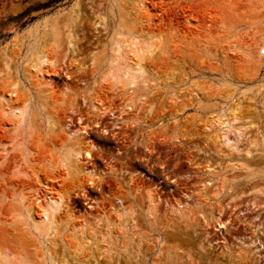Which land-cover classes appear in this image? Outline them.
I'll return each instance as SVG.
<instances>
[{"label":"rangeland","instance_id":"374dc122","mask_svg":"<svg viewBox=\"0 0 264 264\" xmlns=\"http://www.w3.org/2000/svg\"><path fill=\"white\" fill-rule=\"evenodd\" d=\"M76 1L0 0V79L11 83L19 80L26 87L29 91L27 93L31 94L28 97L31 98L32 109H36L35 120L37 125H40V129L46 116L54 121H60L63 125L69 124L68 116L74 117L75 121V114L68 111L69 103L73 99L77 104L75 110H80L84 114L90 111L88 98L98 97L104 109L113 111L115 115L119 114L124 105L125 97H114L111 92L100 88L99 84L109 70L108 58L111 56L114 39H120V35L128 34V31L137 33L142 29L141 27L146 26V23L144 20H138L134 13L128 15L129 5L123 6L121 10L119 9L121 6L114 0H78L79 16L74 26V34L78 41L77 54L74 56L68 54V60H65L67 68L61 64V68L64 69L54 77L61 87L64 82L68 83L69 90L64 97L61 93L49 95L42 92L39 95L28 79L27 65L32 52L38 47L49 57L56 58L59 62L63 60L67 50L65 27L67 18H61L52 27H41L33 33L34 35H29L24 30L60 8H70ZM235 1H238L239 6H236L238 11L231 13H224L216 5L207 8V11L205 8H200L198 12H191L186 8L183 13L181 12L180 5L200 6L212 0L158 1V6L164 8L159 13L168 11L174 16H180L177 24H173L176 21L170 23L167 20L161 22L158 20L159 30L154 26L152 33L149 34L165 41L164 47L168 51L167 58L158 60L157 66L152 68L150 74L159 76L161 80L167 78L168 85L164 86L165 82L162 83V88L151 95L154 107L151 113H142L137 119L135 112L130 116L129 123L135 121L138 125L135 129L137 133L127 134L123 130L115 129L112 126L115 119L109 112L105 118V126L109 128L108 133L102 128L94 127L92 121L88 122L92 128L90 132L95 135L94 144L97 146L92 151L94 158L89 163V168L94 169L96 174L93 186L87 185L86 177L77 178L74 176L75 173L67 174L64 169L47 171V167L52 165L48 160L59 152L60 141L50 139L45 141L41 130L34 132L32 138L30 131L25 132V145L34 152L32 158H36V161L31 165L38 177L26 183L16 181L14 176L16 161L13 156L19 152L17 149L0 164V247L4 251L23 256L34 264L54 262L64 264V259L67 260L65 264H76V261L87 263V252L79 255L77 260L71 257L75 241L72 240L70 243L66 236L73 231L74 226L78 231L84 224L81 218L78 217L79 219L70 222L68 231L60 235L56 241L57 246L51 247L50 254L46 253L45 257L42 253L46 252V249H41V239L35 231L32 230V234L28 235L17 227V224H13L14 211L20 207L15 200L16 197L22 192L33 193L35 187L43 190L45 184L52 188V196H63L66 200L73 201L77 216L89 204L94 206L91 210L94 216L105 210L106 215L109 216V223L113 226L111 227L113 238L118 241L120 247L129 244L125 252L120 251L118 257L113 256L115 259L111 264L117 262L119 264H157V262H160L159 264H264V207L255 208L248 202L252 197L248 195L251 182L246 179L247 174L244 171L237 173L239 178L230 181L223 194L216 196L212 193L215 197L213 202L218 201L226 207L227 212L234 218L230 227L231 232L225 236L228 239L227 246L232 251L231 258L222 256L227 249L223 248L220 233L219 236L214 235L212 238L205 237L206 222L211 217L212 209L209 204L199 205L202 199H198L196 193L206 177L202 172L207 164L220 166V173H223L228 170L226 167L231 157L237 155L227 145L217 148L212 142H206L205 134L208 130L204 131V127L208 124L210 116L229 114L230 101L227 97L229 94L249 91L247 95L252 97L253 89L264 83V68H258L239 56H231L235 59V61L230 60L231 62L223 56V50L227 49L225 38L236 33L221 25L224 20L227 24L231 21L237 25L244 23L246 28V23L257 21L259 17L258 19H262V24L251 28L248 34H245V30L240 27L242 37L238 34V39L241 38L244 43L247 42L246 44H253L264 38V10L252 11L247 0ZM251 1L257 3L256 0ZM212 8L219 13L211 14L209 10ZM98 16L106 19L107 28L94 25ZM187 19L192 20L194 25L187 24ZM175 27L184 31L192 30L201 34L199 35L201 37H196L193 32L182 35ZM205 28L209 31L205 32ZM206 34L210 36H205ZM143 36L147 37L144 33ZM235 36L232 40L236 39ZM11 40L18 43L15 47L10 46L5 56L2 53L3 46ZM93 53L96 54L95 64L92 62ZM73 58L77 59V63L70 66ZM4 61L9 62L12 69V76L8 79L4 74ZM79 68H82V71L78 70ZM67 74L71 76L70 79H67ZM195 85L204 89L202 93L198 92L202 101L190 107L192 101L197 103L188 96ZM1 86L0 80V89ZM139 93L142 94L143 91ZM172 97L179 98L178 105L170 106ZM243 103L244 113L254 112L248 107L251 105L249 99ZM184 106L186 110L178 113ZM258 108L261 115L260 125L264 126V105ZM176 115L180 120L177 128L172 121ZM85 116L90 117L87 114ZM241 124L236 123V126ZM165 125L166 128H161ZM223 131L227 132L229 139L237 138L234 131L229 132L224 126ZM11 134V131L8 132L0 127L2 143H9ZM39 135L42 136L40 141H38ZM259 137L256 130H251L246 137L239 138L241 140L239 147H249L252 142L259 140ZM145 146H152V152ZM8 147L11 149L12 146ZM130 152H135L138 157L131 159L127 156ZM257 156L263 157L261 154ZM137 171L141 174L136 177L138 183L134 184L130 177L132 172ZM260 175L256 181L264 179V170ZM143 182L151 184L152 188L162 196L155 219L147 217V191L141 187ZM216 184L210 189L214 190ZM82 186L86 188V192L83 191ZM242 192L246 195L238 197L237 200L233 199ZM185 195L192 197L188 199ZM180 198L188 201L192 208L194 215L190 214L189 220H180L171 214V206ZM118 199L124 202V207H132L135 210V215L139 217V229L125 231L123 220L117 217L116 213L111 212V206L118 208L122 206ZM63 222L65 223L66 219H63ZM86 224L84 228H80V232L83 231L82 236L93 241L91 236L95 234L94 241L98 242L100 247H105L106 244L102 243V239H107L109 232L106 223L96 228L94 218H90ZM132 232H139L140 235L134 236L133 241H130ZM157 238H159L157 243L163 244L160 260H158V248L161 246L155 247ZM208 239H220V241L214 240L209 243ZM242 242L251 245V250L256 253L254 257L253 255H249L248 258L238 256V246H241ZM88 262L93 264V259ZM103 264L106 262L103 261Z\"/></svg>","mask_w":264,"mask_h":264},{"label":"bare ground","instance_id":"6f19581e","mask_svg":"<svg viewBox=\"0 0 264 264\" xmlns=\"http://www.w3.org/2000/svg\"><path fill=\"white\" fill-rule=\"evenodd\" d=\"M114 1L121 6L119 7L121 10H123V6L129 5L130 10L128 11V15H130V13H134L138 20H144L146 23V26L141 27L142 29L139 30V32L136 33L133 31H128V34L122 33L120 35V39H114L111 48V56L108 58L109 70L107 74L101 78V82L99 84L100 88L106 92H111L114 97H125L124 105L121 107L118 115H115L113 111L104 109L101 100L98 99V97H94L93 99L88 98L90 101V111L86 114L90 115V117H86V114L80 110H75L74 107H76L77 104H75V99H73L69 103L68 111H70L72 114H75V121L74 117L68 116L69 124L63 125L60 124V121H54L51 117L46 116V118L42 121L41 126L43 127L40 129V125H37L35 120L36 109H32L31 107V98L28 97V95L31 94L27 93L29 91H27L26 87L21 84L19 80L11 83L6 82L7 80L2 81V79H0L2 84V89H0V127L6 129L8 132H12L9 143H2L1 140L3 138L0 137V164L6 161L9 155L15 149L19 151L13 156V159L16 161L14 176L18 183L30 182L34 177H38L37 172L31 165V163L36 161V158H32L34 152L25 145L26 137H24V134L26 131H30L32 133L30 137L32 138L34 132H40L41 130V135H43V139H45V141L46 139L60 141L59 152H56L55 157H52L48 160V163H52V165L47 167V171L53 172L54 170L64 169L67 174L71 175L75 173L74 176L77 178L81 176L86 177L87 185L93 186L95 184L94 180L96 174L94 169L89 168V163H91L92 159L94 158L92 151L93 149H96L97 146L94 144L93 139L95 135L90 132L92 128L88 122L92 121L94 123V127L102 128L105 133H108L109 128L105 126V118L108 114L107 112H109L115 119L112 122V126L115 129L123 130V132L127 134H129V132L137 133L135 129L138 128V125L135 123V121L129 123L131 119L130 116L133 114V112H135L134 115L137 119L142 113H151L154 108L153 101H151V95L155 94L156 90L162 88V83L165 82L164 86L168 85L167 78L161 80L159 76L150 74L153 70L152 68L157 66L158 60L167 58L166 53H168V51L166 47H164L165 41L159 37L156 38L154 36H150L149 34L152 33V28L154 26H159L157 23L158 20H160V22L167 20L170 23L176 21L173 24H177L179 23L178 20L180 16H174L173 13L168 11L159 13V11L161 12V10L164 9L158 6L159 0ZM259 1L261 2L259 3ZM237 2L235 0H212V2H205L200 6L180 5V9L182 13L186 8L191 12H196L200 8H205L207 11V8L216 5L224 13H231L238 11L236 7L238 5ZM255 2L257 3L255 4L253 1L247 0V3L251 7L252 11L260 12L261 10H264V0H256ZM79 6L80 4L77 0L71 5L70 8H60L54 13L44 16L42 19L28 26L24 30L25 33L34 35L33 33H36L41 27H52L56 25L61 18H67V23L65 25L67 29V50L66 55L62 60L63 63H61L62 61L59 62L56 58L49 57L47 53L39 50L38 47V49L32 52V57L30 58L27 65L29 73L28 79L31 81L33 89L39 95L42 92H45L49 95L61 93L64 97L67 90H69V85L67 82H64L63 87H61L59 82H57L54 77L58 72H60L61 69H64L61 68V64H63V67L65 66V68H67L65 60H68V54H72L73 56L77 54L78 41L74 34V26L79 16ZM209 12L211 14L219 13V11L215 12L214 8L210 9ZM258 18L259 17L256 19L257 21H254L250 24L246 23V28L245 24L242 22V24L237 25L232 21L230 24H227L225 20L222 21V26L236 32V36L231 35L224 40L227 49L223 50V56L226 60H229V62H231L230 60L235 61V59L232 57L239 56L240 58H244L246 62L255 64L258 68H264V38L262 37L261 41H255L253 44H246L247 42L244 43L241 38L238 39V34L240 37H242L240 34V27L245 30V34H248L251 28L262 24V19ZM241 19L243 20V18ZM186 21L187 24L194 25L192 20L187 19ZM94 25L107 28L106 19L102 16H98L97 22H95ZM175 29H179L178 32L182 35H187L189 34L188 32L194 33L192 30L184 31L179 27H175ZM204 30L205 32L209 31L206 28ZM143 33L147 35V37H144ZM207 34L205 36H210ZM194 35L199 38L201 37L199 36L201 34L196 32ZM233 36H235L236 39L232 40ZM17 43L18 42L14 40L7 42L3 46L2 53L6 56L8 48H10V46L15 47ZM92 62L93 64L96 62L95 53H93ZM73 63H77V59L73 58L70 66L73 65ZM3 68L4 74L7 75V79L11 78L12 69L10 63L4 61ZM78 70L82 71V68H79ZM1 74H3V71H1ZM66 76L67 79L71 78L69 74ZM193 87L194 88L189 91L188 96L190 97V100H194L197 103L192 101L190 107L201 103L202 97L199 96L198 92L202 93L204 91V89L200 86L195 85ZM253 90L254 92L251 90L252 97L247 95L249 91H247V93L241 92V94H229L227 96L230 101L229 114H212L208 124L204 127V131L208 130V132L206 131L207 133L205 132L207 143L212 142L217 148H220L222 145H227L232 152L234 151L237 153L236 156L234 155L231 157V160L228 162L226 167L228 170L224 171L223 173H220V166L207 164L203 168L204 171L202 172L203 175H206V177L201 182V186L196 190L198 199H202V202L198 204H209V207L212 209L210 213L211 217L206 222L205 237L212 238L214 235L219 236L220 233L222 235L221 242L224 244L223 248L227 249V252L222 253V256L228 258H231L232 251H230L229 247L227 246L228 239L225 236L230 234V227L233 225L234 218L229 212H227L226 207L222 206L218 201L213 202L215 197L212 195V193L216 194V196L223 194V191L227 190V186L230 185L232 181H235L239 178L237 173L244 171L247 174L246 179L248 182H251V188L248 192V195L252 198L248 202H250L255 208L264 207V179H261V181H256L264 170V126L260 125L261 115L258 111V106L262 107L264 105V83L257 85V87ZM140 91H143V93L140 94ZM259 98L261 99L258 101ZM178 99V97H172V105L170 106H175L174 104L178 105ZM247 99H249L251 104L248 107L252 108L254 111L253 113H244L243 102H245ZM185 110L186 107L184 106L182 107L181 111L177 112L180 113L184 112ZM177 116L178 115L172 118L175 128H177L180 124V120ZM236 123L242 124L236 126ZM223 126L224 129L226 127L229 132L234 131L237 134V138L234 140L229 139L227 132L225 133L227 130L223 131ZM166 127L167 125L161 126V128ZM139 129L141 130L140 126ZM251 130H256V134L260 136L259 140L252 142L251 146L249 147L240 148L239 143L241 140L239 138L243 139L249 134ZM41 135L38 136V141L42 139ZM9 145L12 146L11 149H9ZM145 147L150 150V152H152V146ZM258 154L263 155V157H258ZM127 156H130L131 159H136L138 154H135V152H130ZM139 173L140 172L138 171L132 172L130 177L132 183H138L136 177ZM216 183H219L220 185L217 186ZM215 184V189L211 190V186H214ZM43 187V190H40V187H35V189L33 188V193L25 194L22 192V194L18 195L16 199L14 198L19 203L20 207L19 209L16 208L14 215L12 216L13 224H17V227L21 228V230L26 234L29 235L32 234V230L35 231L39 239H41V249H46V252L42 253L43 257H45L46 253L50 254L51 247L57 246L56 241L58 238H60L62 233L64 234L68 231V225L70 222H73L79 218H81V221L84 223L79 227V232L77 231L76 226H74L73 231L66 235L69 238L70 243L72 240L75 241L73 249L74 251L71 254L72 258L77 260L79 255H82L86 252L88 253L87 263L76 261V264H89L88 261L90 259H93V264H103V261L106 262V264H111L113 259H115L113 256L118 257L120 251H126V248L129 244L126 243V245L120 247L118 241L113 238L111 234V230L113 229L111 227L113 226L111 223H109V216L106 215L105 210H103L102 213L94 216L93 212L91 211L94 206L89 204L85 209L81 210L79 212L80 215L77 216L75 214L73 201H68L63 196H52V188L45 184H43ZM82 187L83 191L86 192V188L84 186ZM141 187L147 191V217L155 219L159 203L162 200V196L156 192V190L152 188L153 186L149 183L143 182L141 183ZM244 195H246L244 192L239 193L233 199L237 200L238 197ZM185 196L188 199H191L192 197L190 195ZM118 200L122 203V206L119 208L111 206V212L116 213L117 217L123 220L122 224L124 225V230L134 231L139 229V217L135 215V210L132 207H124V202L120 199ZM171 207V214L175 217H178L180 220H189L188 217H190V214L191 216L194 215L189 202L183 198L178 199L176 204L172 205ZM90 218H94L96 228L106 223L107 230L109 232H107V239H102V243L104 242L106 244L105 247H100L98 245L99 243L94 241L95 234H92L91 236L93 241L82 236L83 231L80 232V228H84ZM63 219H66L65 223L63 222ZM138 235H140L139 232H132L130 241H133L134 236ZM158 240L159 238L156 240L155 247L163 245L161 242L157 243ZM214 240L216 242L220 241V239H208V242L211 243ZM162 248V246L158 248V260H160L162 256ZM237 254L240 258H248L249 255H253L254 257L256 255V253L251 250V245H245L243 242L241 243V246H238ZM63 263H67V260L64 259ZM159 263L160 262H157V264ZM0 264H34V262L15 253L4 251L0 247ZM53 264H56V262ZM117 264H119V262H117Z\"/></svg>","mask_w":264,"mask_h":264}]
</instances>
